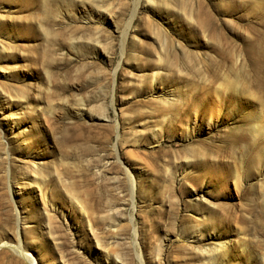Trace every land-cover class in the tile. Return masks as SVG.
<instances>
[{
  "label": "rangeland",
  "instance_id": "374dc122",
  "mask_svg": "<svg viewBox=\"0 0 264 264\" xmlns=\"http://www.w3.org/2000/svg\"><path fill=\"white\" fill-rule=\"evenodd\" d=\"M18 237L264 264V0H0V264Z\"/></svg>",
  "mask_w": 264,
  "mask_h": 264
},
{
  "label": "bare ground",
  "instance_id": "6f19581e",
  "mask_svg": "<svg viewBox=\"0 0 264 264\" xmlns=\"http://www.w3.org/2000/svg\"><path fill=\"white\" fill-rule=\"evenodd\" d=\"M18 236V235H17ZM15 246V245H14ZM1 247V246H0ZM12 250L18 252V254L25 260L28 262V264H33L34 260L31 259V257L28 256L26 250L24 248H22L21 244H20V240L19 237L17 238V246H15L14 248H12Z\"/></svg>",
  "mask_w": 264,
  "mask_h": 264
}]
</instances>
